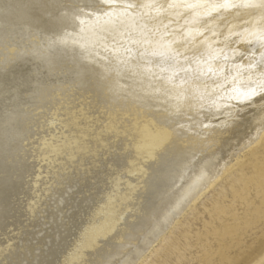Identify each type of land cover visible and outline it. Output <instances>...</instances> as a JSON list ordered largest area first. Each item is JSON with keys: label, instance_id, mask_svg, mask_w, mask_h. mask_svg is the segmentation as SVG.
I'll return each mask as SVG.
<instances>
[{"label": "rangeland", "instance_id": "374dc122", "mask_svg": "<svg viewBox=\"0 0 264 264\" xmlns=\"http://www.w3.org/2000/svg\"><path fill=\"white\" fill-rule=\"evenodd\" d=\"M28 1L22 0L20 2H26L24 7L32 8L31 11L36 15H39L40 8L43 13V16H41L43 22L46 23V21L52 20L53 24L47 23L46 28L52 29L53 32H49V34H47L48 32H45L46 34L38 32L37 35L28 37L26 35L21 36L20 32L22 29L17 30L15 28V32L9 31L13 35V38L12 36L10 37L8 44L9 50L23 52L25 56L21 60L12 59L8 61V64L11 63L10 65L17 72H23V77L16 76L15 71L9 72L11 77L14 78L13 84L8 82L11 86L0 87L1 96L3 97L2 104L0 100V118H3L0 120V172L5 170V166L13 159L11 154L9 155L6 152L8 149L6 146L8 143L6 132L10 131V129H18L13 128L10 125V121L12 118H16L17 112L21 114L22 112H31V110H36L40 118L36 117L37 119L35 118L32 121L29 133H33L37 129V125L43 128L42 131H45V135L51 134L54 137H57L61 130L67 131L68 129L62 124L63 121L60 124L58 121L60 117L63 118V111L66 109L70 110L67 115L71 112L73 114L84 113L85 117L92 119L90 123L93 122L98 125L99 123H104L106 126L103 130L107 129L108 125L112 126V130H121L115 122L110 124L106 120H98L94 117L97 116L99 118L101 113L110 111L115 113L120 119H130L129 130L134 131L137 129L142 132L140 135L148 138V140L138 143L139 139H135L136 135H129L128 139L131 138L133 142L138 143V148L150 152L172 139L179 144L178 146L191 148L196 151V147L201 143L199 136H197L195 129L187 128L183 125L184 120L190 115L187 114L189 104L199 99V95L204 89L205 91L216 90L220 88V85L213 78L195 76V73L190 74L189 78L183 81H169L167 74L175 73V69H188L190 66H195L203 61L211 62L213 65L221 63L228 66L236 60L248 58V61H251L249 65L240 69L239 72L237 71V74L239 73L238 76H246L255 69V66L258 67L259 65V63L253 61L258 58L256 51H246L243 54H239L240 49L255 42L249 36V34L254 33L255 24L247 22L240 24L239 27L231 26L235 23V20L231 18L233 16L232 12H236V10H231L233 5L243 8L240 11L250 10L245 9L248 8V5L243 3H235L233 5L225 3L221 6L220 4H211L213 1L206 0L208 5L203 8L200 7L199 11L206 10L207 13H210L209 15L199 12L198 9L193 11L184 9V11H177L179 12L178 16L172 19L156 13V10L152 8L153 3H151V1L155 2L156 0H32L37 3L33 7L31 5L30 7L29 5L26 6ZM193 1L189 0L187 4L191 6L194 4ZM2 2L5 4L6 0ZM255 4L257 2L251 3V5ZM31 11L29 10V13ZM169 13L171 16L172 12L169 11ZM227 13L231 15L227 17ZM223 15H225V18H222ZM3 17L4 15L0 17V27L7 24L6 21L10 16ZM192 17L196 18L192 19ZM210 18L211 22L207 23L206 21ZM217 23L221 25L219 26ZM184 24L186 25L182 28ZM215 26L221 29H215ZM5 28L8 29L7 27ZM46 28L44 27L42 30ZM6 29L5 33H7ZM227 30H233L235 35L229 39L225 38L224 33L228 32ZM262 37L260 36V38ZM229 45L233 46V48L231 46L228 47ZM2 48L3 46H0V51ZM134 60L135 62H133ZM242 72L244 73L241 74ZM118 73L123 75L127 81L124 82ZM126 74L131 75L135 82L129 83ZM27 75H34V77L29 79L25 77ZM149 77L152 79L151 83L144 84L145 79ZM2 82L6 84V81L2 80ZM105 83H107L106 86L108 85V88L104 85ZM13 86L18 88L14 89ZM113 87L118 92L113 93ZM22 89L26 93L30 90L34 91V97L31 94L27 95V97L31 96L33 98L32 102L31 100L27 101V103L25 101L26 105L18 101L23 92ZM111 89L113 94L109 96L108 90ZM122 94L129 98V104L121 96ZM184 94L186 96L187 94L189 96L192 95L191 100L185 99ZM12 99H15V101L11 102ZM27 100L29 99L27 98ZM187 101L190 103H186ZM69 104L70 106H66ZM145 109H147L151 119L148 125L149 130L143 132V129L138 127L145 125L146 122L143 120L148 118V116L142 115ZM52 115H54V118L50 119ZM136 115L137 117L134 118ZM5 117L8 118L4 120ZM73 123L76 127L85 126L82 123V126H80L78 120H74ZM60 127L62 129H59ZM77 131L80 132L81 129H77ZM61 134L62 140L61 138L60 140L62 142L60 146L64 147L67 144L65 141L66 136L63 132ZM89 141L91 140L88 138L87 140L86 138H81L82 151L68 153L69 150L65 153L62 158L64 170H60L62 175H59L58 170L52 171L47 167L46 171H43L39 177L40 181L43 180L44 186L42 187L38 182H34L31 190L32 194L37 196L47 193L42 205L33 211V225L35 224L36 227L32 228L33 230L29 236L24 235L28 231L27 229L22 231L21 234L24 238L26 237L25 239L20 234L15 238V243H11L12 246L10 245L8 248L1 246L0 264H27V262L28 264H59L60 261V264H65V262L67 264H75L76 262V264H80L84 257L83 251L91 247L93 241L106 246L114 244L111 241H114L120 227L127 226V223L129 224V221L143 209L146 200L139 197L137 167L134 165V160L129 162L125 158L128 157L129 159L131 156L135 158V150L133 151L132 146H127L125 141L120 142L122 140L116 139L113 144H108V141H106L103 146L107 148L105 150L99 148L95 153L93 150L95 147ZM74 146L75 144L71 142V148ZM15 149L16 147L12 148V150ZM166 154L168 155H166L162 165L177 164L176 160L169 155L170 153ZM91 160L94 165L89 166ZM142 161H146V159L142 158ZM8 169L11 170L12 167L9 166ZM74 172L75 174L73 175ZM118 172L120 173L118 174ZM162 172L164 171L162 170ZM161 173L158 170L157 175ZM55 178L56 180L58 179V183L54 181ZM10 186L13 187L12 185ZM72 186L74 187L72 188ZM41 187L45 190H41ZM137 192L138 194H135ZM150 195L152 196L153 194L150 193ZM67 197L69 198L67 199ZM210 198L211 193L207 191L201 202ZM66 199L69 203L66 202ZM82 204L83 206H81ZM84 207L85 210L83 209ZM106 210L109 211L107 212ZM78 211L79 214L77 213ZM59 214L64 217L62 216L61 218ZM185 216L188 217V213H185ZM205 219L207 221V217ZM193 227L201 228L198 223ZM44 230L46 231L44 232ZM53 232L56 233L54 234ZM31 234L34 235L31 236ZM44 237L45 240L43 241ZM2 240L4 241L0 234V243L3 242ZM193 242L195 240L191 238V246L185 252L186 257L190 260V257L196 254L198 248L193 246ZM14 244L16 245L15 248H13ZM18 249L19 252H17ZM36 254L38 255L36 256ZM10 259H12V262Z\"/></svg>", "mask_w": 264, "mask_h": 264}, {"label": "bare ground", "instance_id": "6f19581e", "mask_svg": "<svg viewBox=\"0 0 264 264\" xmlns=\"http://www.w3.org/2000/svg\"><path fill=\"white\" fill-rule=\"evenodd\" d=\"M2 1L3 0H0V17L3 15L4 17H10L6 21L7 24L0 27V46H3L0 51V87L11 86L10 84H13L12 81L14 78L11 77L9 72L15 71L16 76L19 75L23 77V72H17V70L12 68L13 66L10 65L11 63L8 64L9 60H21L25 56L23 52L9 50L8 44L10 37L12 36L13 38V35L9 33V31L15 32L16 29H22L20 32L21 36L26 35L28 37L37 35L38 32H44V34H46L45 32H48L47 34L53 32L52 29L46 28L47 23L53 24L51 22L52 20L50 19L48 22L46 21V23H44L41 19L43 13L40 8L39 12L41 14L39 13V15H36L31 11L32 8L28 9L24 7L26 2H20L22 0H18L17 2L16 0H6L5 4ZM211 1H213L211 4L215 3L221 6L225 3L230 5L243 3L248 5V8L245 9L250 10L240 11L243 8L234 5L231 7L233 8L231 9L232 11L236 10V12H232L233 16L231 18L235 20V23L231 26L239 27L240 24L247 22L255 24L254 33L249 34L250 38L255 42L252 45H247L248 47L245 46L240 49L239 54H243L246 51H256L258 58L253 61L259 63V65L258 67L255 66V69L246 76H238L239 73L237 74V71L239 72L240 69L249 65L251 61H248V58L236 60L228 66L221 63L213 65L211 62L203 61L195 66H190L188 69H175V73L167 74L169 81H183L189 78L190 74L195 73V76L213 78L217 80L220 85V88L216 90L211 89L205 91L204 89L199 95L200 98L196 99L194 103L189 104V111L187 114L190 115L184 120L183 125L187 128L196 130V134L199 136V141L201 142L198 147H196V151H193L191 148L178 146L179 144L171 139L168 140L167 143L161 144L158 149L147 152L145 149L138 148L137 146L138 143L146 141L148 138L140 135L142 132L137 129L134 131L129 130L128 125L131 121L130 119L123 120L122 118H118L115 113L105 111V113L100 114L101 116H99V118L97 116L94 117L98 120H106V122L110 124L115 122L121 130H112L111 125H108V128L103 130L106 126L104 123H99V125L93 122L90 123L92 119L85 117L84 113L73 114V112H71L67 115L70 111L68 109L63 111L64 120L61 117L58 119L59 124L63 121V126L69 130H61V133L63 132L65 134V141L67 142L64 147H61V133H59L57 137L51 134L45 135V131H42L43 128H41L40 125H37V129L33 133H29V127L32 121H34L36 117H39L36 110H31V112L29 111L28 113L22 112L21 114L17 112L16 118H12L10 125L18 130L10 129V131L6 132V136L8 137V143L6 145L8 149L6 152H8L9 155L11 154V158L13 159L5 166V170L0 172V234L4 239V241L2 240L3 242L0 243V249L2 248L1 246H6V248L10 247L11 243L14 242L15 238L20 235L23 230L27 229L28 231L24 233V235L29 236L30 232L33 230L32 228L36 227L35 224L33 225V211H35V208L37 209L42 205L47 193H44L45 195L40 194L35 196V194H32L31 190L34 182H38L42 187L44 186L43 180L40 181L39 177L43 171H46L47 167L52 171L58 170L59 175H62L61 171L64 170L63 156L69 150L68 153H72L73 151L78 153L82 151L83 148L80 145L81 138H86V140L88 138L91 140L89 142L95 147L93 149L94 152L99 148L105 150L107 147H104L103 144H105L106 141H108V144H113L116 139H120L122 140L120 142L125 141L127 146L131 145L133 151L135 150V158L132 156L129 159L128 157L125 158H127L129 162L134 160V165L137 167L136 175L138 176L137 187L139 189V197L146 200V203L143 209L129 221V224L127 223V226L123 228L120 227L115 239L113 238L114 241H111L114 242V244L111 243L112 245L106 246L93 241L91 247L83 251L84 257L80 264H264V0ZM188 2L189 0L151 1V3H153L152 8L156 10L157 14L167 16V18L171 17L172 19L178 16L179 12L177 11H184V9H186V11L198 9L199 11L200 7L203 8L208 5L206 0H194V4L191 6L187 4ZM252 2H257V4L251 5ZM35 4L37 3L29 0L26 6L29 5L30 7L31 5L33 7ZM29 10L31 13H29ZM169 11L172 12L171 16ZM199 12L207 13L206 10ZM209 14L210 13H207V15ZM229 15L231 14L227 13V17H229ZM195 18L196 17H192V19ZM222 18H225V15H223ZM206 22H211V18ZM221 24L224 25L223 22H221ZM221 24L217 23L219 26ZM185 25L186 24H184L182 28ZM44 27L46 29L42 30ZM5 29L7 33H5ZM215 29L221 28L215 26ZM227 31L228 32L224 33L225 38L229 39L235 35L233 30ZM260 36L263 37L260 38ZM230 46L231 45L228 47ZM231 48H233V46H231ZM133 62H135V60ZM120 70L122 71L121 68ZM243 73L244 72L241 74ZM118 74L124 82L127 81L123 75L120 73ZM126 75L129 83L135 82L131 75ZM25 77L33 79L34 75H27ZM2 80L6 81V84H3ZM151 81L152 79L149 77L145 79L144 84L147 85L151 83ZM106 84L107 83L104 85L106 86ZM13 87L14 89L18 88L17 86ZM106 87L108 88V85ZM112 89L114 90V87ZM112 89L108 90L109 96L110 94L118 92V90H114L112 93ZM22 91L18 100L19 103L22 102V104L26 105L27 101L31 100L32 102L34 91L30 90L27 93L24 92L23 89ZM1 94L2 92L0 91V100L2 104L3 97ZM28 94H31L33 97H27ZM184 95L185 99L191 100L190 98L192 95ZM121 96L127 101V104L130 103L128 97L124 96V94ZM27 98L29 100H27ZM12 101H15V99H12L11 102ZM186 103L190 102L187 101ZM66 106H70V104ZM7 113L10 115L9 112ZM142 115L148 116L147 119L143 120L147 124L145 123V125L138 128L146 132L149 130L148 125L151 116L147 113V109L143 111ZM91 117L94 118L93 116ZM136 117L137 115L134 118ZM6 118L8 117H5L4 120H6ZM52 118H54V115L50 117V119ZM1 119L3 118H0V120ZM16 119L18 120L16 121ZM74 120H78L80 126H82L81 123L85 126L76 127L73 123ZM24 128L28 130L26 131L27 133ZM62 128L60 127L59 129ZM40 129L41 131H39ZM77 129H81V131L79 132ZM82 130L84 131L82 132ZM129 135H136L135 139H139V142L136 143L133 142L131 138L128 139ZM71 142L75 144L72 148ZM13 147H16V149L12 150ZM166 153H170L169 155L176 160L178 165L175 163L166 166L162 165L163 160L166 159V155H168ZM142 158L144 160L146 159V161H142ZM92 165H94V162L91 160L89 166ZM9 166L12 167L11 170L8 169ZM158 170L159 173H161L162 170L164 172L157 175ZM119 173L120 172H118V174ZM74 174L75 172L73 175ZM53 175L55 176V174ZM54 181L57 182L58 179L56 180L55 178ZM42 187L41 190L44 189ZM73 187L74 186H72V188ZM207 191L211 193V198L201 202L202 197ZM150 193L153 195L151 196ZM135 194H138V192ZM68 198L69 197H67V199ZM66 202H68V200ZM115 204L117 203L115 202ZM81 206H83V204ZM83 209L85 210V207ZM77 213L79 214V211ZM185 213H188V217L185 216ZM59 215L61 216V214ZM101 217L103 216L101 215ZM205 217H207V221ZM196 223H198L201 228H194L193 226L196 225ZM45 231L46 230H44V232ZM59 231L61 233V229ZM53 233L55 234L56 232ZM32 235L34 234H31V236ZM21 237H23L22 234ZM25 238L23 237V239ZM191 238L195 240L193 246L198 248L196 254L190 257V260L186 257L185 252L188 250L189 246H191ZM44 240L45 237L43 241ZM154 244L156 245L153 246ZM62 245L64 244L62 243ZM46 246L48 245L46 244ZM15 247L16 245L14 244L13 248ZM17 252H19V249ZM49 252L51 251L49 250ZM17 255L19 254L17 253ZM37 255L38 254H36V256ZM11 260L12 259H10V261ZM65 264L67 263L65 262Z\"/></svg>", "mask_w": 264, "mask_h": 264}]
</instances>
